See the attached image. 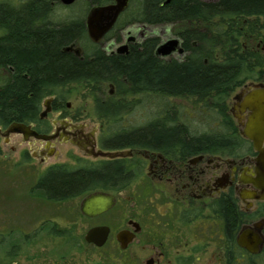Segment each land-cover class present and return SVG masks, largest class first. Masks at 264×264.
<instances>
[{"label":"flooded vegetation","instance_id":"af4514ba","mask_svg":"<svg viewBox=\"0 0 264 264\" xmlns=\"http://www.w3.org/2000/svg\"><path fill=\"white\" fill-rule=\"evenodd\" d=\"M132 3L94 41L89 15L115 0H0V154L9 148L16 167L45 166L39 180L54 168L76 180L93 177L97 186L75 198L99 192L116 198L111 210L92 215L81 207L32 211L22 223L21 216L11 221L0 212V264H264L260 154L242 136L251 114L245 99L264 81L246 82L227 102L232 128L212 117L206 135L236 136L228 142L199 144L183 125L173 129L179 141L169 144L151 142L150 124L104 127L103 121L129 115L140 97L144 106L149 95H130L128 80L101 76L103 67L146 52L151 38L132 27L149 25L139 11L130 13ZM176 38L184 52L161 60L183 62L190 54ZM92 69L97 73H87ZM72 87L85 89L88 103L73 105L65 91ZM14 124L23 132L8 134ZM100 151L130 156L110 160ZM122 199L130 210L114 211Z\"/></svg>","mask_w":264,"mask_h":264},{"label":"trees","instance_id":"16d2710c","mask_svg":"<svg viewBox=\"0 0 264 264\" xmlns=\"http://www.w3.org/2000/svg\"><path fill=\"white\" fill-rule=\"evenodd\" d=\"M166 1L137 0L142 20L149 26H173L174 35L190 54L183 62L161 60L155 55L159 39L151 38L144 45L146 52H135L112 69L103 67L102 79L128 80L130 85L125 89L130 95L142 91L165 98L194 99L224 127L232 128L233 120L226 114L231 95L246 82L264 81V52L253 46L264 41V0H172L165 4ZM86 71L97 73L94 69ZM171 123L151 122V142L179 141L180 135L173 129L182 126ZM233 137L236 136L203 134L198 135V143L228 142ZM91 178L76 180L66 169L54 168L38 181L36 189L48 201L61 203L86 192L91 184L96 185Z\"/></svg>","mask_w":264,"mask_h":264},{"label":"rangeland","instance_id":"374dc122","mask_svg":"<svg viewBox=\"0 0 264 264\" xmlns=\"http://www.w3.org/2000/svg\"><path fill=\"white\" fill-rule=\"evenodd\" d=\"M139 6L137 0L133 1L130 13L139 11ZM261 22L264 23V20L262 19ZM132 30H141L147 38H158L159 45L170 38H176L173 26L138 25L133 26ZM253 46L257 51H262L264 41L259 40ZM65 91L70 96L73 105L80 106L88 103V99L85 98L88 93L84 94L85 89L72 87ZM237 92L238 90L231 95L229 104ZM129 100L132 101V99ZM88 109L92 111V107L88 106ZM127 111L130 112L129 115L112 122L103 121V126L139 129L153 121L166 120L168 123L172 122L171 125L186 126L192 134L196 135L207 134L213 127V118L209 110L202 104L196 103L194 99H174L149 94L144 97V106L140 97L139 103L129 105ZM150 129L153 130V128ZM16 163H18L17 155L10 152L9 148L5 149V156L0 154V212L6 213L11 221H14L15 216H21L23 223L28 220L32 211H80L84 197L53 203L46 199L43 192L36 189L39 178L47 169L45 166L29 161L21 167H16ZM130 208V204L122 199L114 211H129Z\"/></svg>","mask_w":264,"mask_h":264},{"label":"water","instance_id":"95a60500","mask_svg":"<svg viewBox=\"0 0 264 264\" xmlns=\"http://www.w3.org/2000/svg\"><path fill=\"white\" fill-rule=\"evenodd\" d=\"M65 4H72L75 0H62ZM172 0H167L169 4ZM129 0H115V4L103 6L92 10L87 20V29L92 40L99 41L115 26L119 16L128 8ZM180 41L177 38H170L167 42L160 44L155 51L157 57L167 58L173 53L182 54L183 49L179 48ZM244 106L251 111L242 136L250 140L259 155V166L262 171L261 177L264 183V84L256 85L246 97ZM47 112H44L46 114ZM24 127L14 124L11 132H23ZM102 158L117 159L130 156L129 151L99 152ZM97 157V156H96ZM116 205V198L111 194L94 193L86 197L81 203V211L87 214H96L95 211H109ZM93 211V212H91Z\"/></svg>","mask_w":264,"mask_h":264}]
</instances>
